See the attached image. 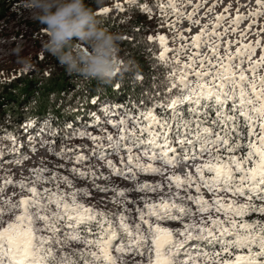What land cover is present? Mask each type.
<instances>
[{
	"label": "snow or ice",
	"instance_id": "snow-or-ice-1",
	"mask_svg": "<svg viewBox=\"0 0 264 264\" xmlns=\"http://www.w3.org/2000/svg\"><path fill=\"white\" fill-rule=\"evenodd\" d=\"M254 2L256 7L245 14L240 13L241 5H237L234 16L229 15L231 5H228L211 26H200V21L193 19L204 4L193 7L187 21L199 26L200 31L191 37L190 47L209 48L205 59L196 52L184 63L177 56L169 58L166 54L170 51L178 54L188 46L169 49L165 35H149L147 40L158 41L162 49L150 66L162 70L164 75L152 77L153 85L147 91V98L144 93L141 95L142 107L134 104L129 108L127 104L101 100L102 93L92 97L90 102L99 105L98 110L83 115L92 119L91 127L99 129L103 133L100 136L75 128V121L69 122L67 117L78 110L70 107L63 113L64 120L49 113L40 122L26 114L25 120L15 128L0 126V135L10 141L9 145L0 147V163L13 160L17 165L22 163L27 158L22 152L23 143L31 144L25 133L39 129L37 136L43 135L45 130L41 123H48L49 116L59 121L51 136H59L62 142L65 137L83 139L87 136L96 144L90 156L74 153L76 163L126 153L124 168L117 170L109 160L106 167L110 174L102 172L91 178L104 181L103 187L93 185L96 192H115L120 198L127 194L111 186L112 177L131 178L127 173L134 172L133 166L161 175L151 163L146 168L140 163L144 157L165 166L181 159L207 157V163L196 167L195 176L182 179L168 175L166 179L172 183L167 194L161 196L160 203H145L147 211L137 208L138 222L136 219L129 222L127 216L130 211L127 203L135 201H125L123 211L110 216L102 209L77 201L81 194L91 196L90 191L78 190L71 197L62 192L58 185L70 186L71 181L49 173L47 168L42 169L36 179L18 184L3 177L0 197L5 202L0 204V264H128L124 257L129 254L144 258L138 264H264V39L243 42L250 35L264 34V25L259 23L264 19V0ZM128 3L133 4L134 0ZM215 6L206 8V14ZM135 7L145 13L158 10L160 27L167 24L169 16L183 18L186 12V6L175 0H154L151 5L141 0ZM114 9L122 11L118 4ZM109 12L108 7H103L95 14L107 19ZM245 21L248 23L241 29ZM224 22L227 27L221 31ZM253 27L258 31L253 33ZM168 28L171 30L172 25ZM232 35L239 38L223 43L221 54L220 41ZM124 63L120 61L121 67L113 76L112 87L116 90L123 86L120 73ZM134 67L130 66L129 70ZM43 75L50 78L51 70H45ZM142 77V73L130 77L133 86L135 80ZM117 115L121 117L118 123L113 119ZM106 124L118 130V139L105 131ZM80 127L87 130L89 123L84 122ZM30 151L34 152L35 147ZM60 155L70 159L64 150ZM72 172L78 173V179L89 182L85 171L73 167ZM40 182L57 187L40 190L37 187ZM8 187H18L27 195L12 200L4 196ZM157 187L163 188L153 186L152 191ZM202 187L213 194L215 199L211 204L202 195L191 194L193 188L199 194ZM146 188L148 185L143 184L139 190ZM221 193H231L232 199L226 203ZM197 213H207L208 219L198 220ZM166 221L179 222L181 227L161 226V222ZM71 245L82 247L71 248ZM215 245H219L218 250L212 247Z\"/></svg>",
	"mask_w": 264,
	"mask_h": 264
},
{
	"label": "rangeland",
	"instance_id": "rangeland-1",
	"mask_svg": "<svg viewBox=\"0 0 264 264\" xmlns=\"http://www.w3.org/2000/svg\"><path fill=\"white\" fill-rule=\"evenodd\" d=\"M138 0H134L133 4H136ZM175 2L181 6H186V12L184 13L183 18H177L175 16H169L167 24L165 25L166 38L168 40L169 49L182 48L183 46H188L187 50L180 51L178 54L169 52L171 57L177 56L181 63L187 62L190 55L193 52L199 54L201 59H205L207 54L209 53V48L205 47L203 49H193L190 47L191 37L196 35L200 31L199 26H195L191 22L187 21V14L193 11V7L198 3H203L204 7H202L196 15L193 17L194 20L200 21V26L209 25L211 26L215 22V17L219 15L225 7L231 5V11L229 15L234 16L236 14L237 5H241L239 11L241 14H245L248 11L253 10L256 5L254 0H175ZM146 3V2H144ZM120 5L122 10L126 9L128 6L133 5L129 4L128 0H114L111 7L114 8V5ZM148 4V3H147ZM213 4L216 6L212 9L211 12L206 14V8L211 7ZM246 5V7L244 6ZM110 7V8H111ZM142 12V11H141ZM145 15L150 17L160 16L161 13L158 10L152 12H142ZM31 16L28 10L23 7V2H10L5 5V11L0 15V78L8 79L10 77H14L17 75L20 69H25L26 67H30L29 65H35L34 57L40 55L42 51L43 40L40 38L35 40L30 33V29L27 23L31 22ZM175 21V23H173ZM247 21L240 25L241 29H244L247 25ZM260 24L264 25V19L260 20ZM168 25H172V29L169 30ZM223 27H227V22H224L221 31H223ZM210 30V29H209ZM253 33L257 32V27H253L251 30ZM238 35L232 36H224L223 40L220 41L221 54H223V43L231 40L235 42L238 39ZM257 38L264 39V34L260 37L255 35H250L244 40V43L249 41H254ZM158 43V41H156ZM159 45V43H158ZM160 47V46H159ZM19 49L17 52L16 50ZM162 50V49H161ZM232 52L235 51V45L231 49ZM259 53H257L258 55ZM27 61V65L22 63L21 61ZM215 60H213V63ZM193 86H195L193 84ZM81 115L79 117V121L84 117L83 110H80ZM139 115L138 112L135 113ZM121 117L119 115L115 116L114 122L119 121ZM87 122L89 123V127L87 130L80 127L82 122H79L77 125V129L80 131H86L91 135L100 136L103 133L99 129H93L91 127L92 119L88 116ZM130 124L127 127L130 128ZM41 127L44 128V134L37 136V131H32L30 129V134L25 133L28 136V139L31 140V144L27 141H24L22 152L27 157L22 163L18 164L13 160L12 162H3L0 163V184H2V178L7 176V178L14 183H19L20 181L27 182L28 180H34L39 177L42 173L41 170L47 168L49 173H55L62 177H67L71 181V185H66L64 183H60L58 187L64 193H67L69 197H71L72 193L76 191H90L91 196H85L83 194L77 197V201L87 207H91L93 209H102L106 211V213L110 216L117 215L123 211V204L127 200L135 201V203H127V208L130 210L127 213L129 222L132 219H136L138 222V212L137 208L144 209L145 203L152 204L154 202L160 203L161 196L167 194L168 186L170 181L166 179L168 175H176L180 176L182 179H186L188 175L195 176V169L198 165H203L207 163V157H198L195 160H177L171 166H165L163 163L152 162L149 161L147 157H144L140 163L145 166L148 164H152L153 167H156L161 175H154L150 172H145L142 170L135 169L133 166L134 172L127 173V176L131 178L125 177H112L111 186L115 189H123L126 192V196L123 198L117 197L115 192L110 193H99L96 192L93 188V185L96 187H103L104 181L102 180H92L93 176H99L102 172L106 174H110L108 168L106 167L107 161L111 160L113 164L116 166L117 170L122 169L127 164V154L126 153H118L117 155H107L105 159H92L89 158L82 163L75 162L76 154H84L89 155L96 147V144L91 141V139L87 138V136L83 139L80 138H71L70 142H67L72 148H67V146H59L53 143L51 140V132L52 130L49 128L47 123H43ZM105 131L107 133L112 134L117 139L119 138V132L117 129L113 127L112 124L105 125ZM106 143V142H105ZM10 144V141L6 139L4 136L0 135V147H4ZM69 146V147H70ZM31 147H35V151H30ZM65 151V156L69 158H62L60 155L61 151ZM72 150V151H66ZM134 155L137 153L133 152ZM142 155V153H140ZM123 156V159H121ZM73 167L78 170L85 171L89 182L85 183L84 180L78 179V173L73 174ZM135 173V174H134ZM48 173H45L47 175ZM205 175H208L205 173ZM139 181V183L137 182ZM143 184H147L148 188L140 191L139 189ZM163 188L157 187V190L152 191L153 186H160ZM38 189L44 190L46 188H56V184H47L44 182H40L37 185ZM174 187V185H173ZM15 193V195H14ZM183 194V192L181 193ZM192 195H202L203 198L208 201L210 204L214 201V196L210 193L206 188H201L199 194L195 192V188L191 190ZM22 195H27L26 191L21 190L16 187H8L5 189L4 196L9 197L12 200H18ZM222 196L225 197V202H229L232 199L231 193H221ZM115 197V199H114ZM101 199L105 202L101 203ZM119 202H116V201ZM112 201V202H108ZM5 201L3 197H0V204H3ZM243 202V201H241ZM192 207L195 209L196 205L193 204ZM216 213L213 211V216L216 217ZM196 218L198 220L208 219V214H199L197 213ZM219 218V217H217ZM161 226H170L172 228L181 227L179 222L166 221L161 222ZM216 235H219L217 232ZM71 248H79L81 245H71ZM205 247H209L205 245ZM217 250L219 249V245L212 246ZM125 260L128 261V264H138V261L143 260V257H135L129 254L124 257Z\"/></svg>",
	"mask_w": 264,
	"mask_h": 264
},
{
	"label": "trees",
	"instance_id": "trees-1",
	"mask_svg": "<svg viewBox=\"0 0 264 264\" xmlns=\"http://www.w3.org/2000/svg\"><path fill=\"white\" fill-rule=\"evenodd\" d=\"M114 0H84L86 6L90 7L94 13L102 10L103 7H108L110 12L108 18L103 16L96 18L100 22V27L107 29L121 39L118 41V51L116 55L117 68L121 67L120 61L125 63L120 73V79L123 81L121 89L116 90L112 87L115 77L109 81H100L94 78H84L79 75H69L58 61L43 53L34 57L35 65H29L25 69H20L16 76L8 79L0 78V126L8 129L15 128L20 122L24 121L26 114H31L38 121L42 122L46 114H54L60 120H64V111L69 109L73 111L67 117L69 122L75 121L74 127L77 128L79 122H87L88 116L84 115L81 121L77 117L89 111H97L99 105L91 104L90 100L97 93H102L100 99L127 104L129 108L132 105H140L141 95L145 94L152 88L153 76H163L164 73L160 69L151 67L152 61L158 57L161 48L158 43L149 42V35H167L166 28L160 27L158 20L160 16L143 14L137 10L135 5L140 4L138 0L136 4L128 6L122 11H116L112 6ZM10 2H24V0H0V15L5 11V5ZM149 5L153 4L154 0H143ZM111 7V8H110ZM33 39H41L46 41L48 36L43 30V26L38 25L33 20L27 23ZM129 39L125 40L124 37ZM171 58L170 54H166ZM39 57L44 59L41 61ZM135 67L130 71V66ZM45 70H51V77H45ZM23 73V75H22ZM142 73V79L135 80V86L130 79L134 74ZM41 81H44L41 84ZM89 91L85 92V89ZM87 100V102H85ZM142 107V105H140ZM59 121H54L51 116L48 118L47 125L53 131L55 124ZM43 123H41L42 125ZM36 129H32L35 131ZM65 131H72L65 129ZM54 144L59 146H67L72 148L67 142L71 139L65 137L62 142L59 136H51ZM70 146V147H69ZM253 217H249L252 219ZM174 223V222H173Z\"/></svg>",
	"mask_w": 264,
	"mask_h": 264
},
{
	"label": "clouds",
	"instance_id": "clouds-1",
	"mask_svg": "<svg viewBox=\"0 0 264 264\" xmlns=\"http://www.w3.org/2000/svg\"><path fill=\"white\" fill-rule=\"evenodd\" d=\"M23 7L47 33L42 52L55 58L67 74L100 81L114 76L121 37L100 27L84 0H24Z\"/></svg>",
	"mask_w": 264,
	"mask_h": 264
}]
</instances>
